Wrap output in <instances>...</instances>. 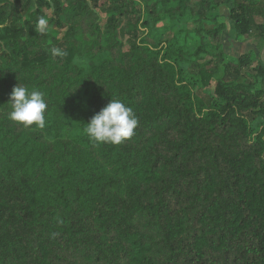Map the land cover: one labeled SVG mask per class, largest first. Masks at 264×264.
<instances>
[{
    "label": "trees",
    "instance_id": "trees-1",
    "mask_svg": "<svg viewBox=\"0 0 264 264\" xmlns=\"http://www.w3.org/2000/svg\"><path fill=\"white\" fill-rule=\"evenodd\" d=\"M232 25L262 49L264 0H0V264H264V65ZM111 99L138 126L93 144Z\"/></svg>",
    "mask_w": 264,
    "mask_h": 264
},
{
    "label": "clouds",
    "instance_id": "clouds-1",
    "mask_svg": "<svg viewBox=\"0 0 264 264\" xmlns=\"http://www.w3.org/2000/svg\"><path fill=\"white\" fill-rule=\"evenodd\" d=\"M48 29V21L44 17L38 19L36 31L39 34H45ZM51 53L54 56L64 57L66 52L59 48H52ZM9 104L12 111L9 113V119L24 128H30L35 125L38 129L45 128V111L47 104L43 99V94L39 91L28 90L21 86H15L10 94ZM138 126V118L133 109L126 107L119 100L111 101L96 113L84 132L93 144H112L120 145L125 141H130L134 136L135 129Z\"/></svg>",
    "mask_w": 264,
    "mask_h": 264
},
{
    "label": "crops",
    "instance_id": "crops-1",
    "mask_svg": "<svg viewBox=\"0 0 264 264\" xmlns=\"http://www.w3.org/2000/svg\"><path fill=\"white\" fill-rule=\"evenodd\" d=\"M232 30L233 31L231 33L233 34V37L228 38V40H226L227 38L225 37V49L230 50L229 53L233 55H238L244 52L252 51L256 59L262 62V64L264 65V47L262 49H258L255 42H253L252 39L245 41L242 39H238L234 32L233 25H232ZM228 41H230L229 46L227 44ZM234 50L239 53L238 54L233 53Z\"/></svg>",
    "mask_w": 264,
    "mask_h": 264
},
{
    "label": "rangeland",
    "instance_id": "rangeland-1",
    "mask_svg": "<svg viewBox=\"0 0 264 264\" xmlns=\"http://www.w3.org/2000/svg\"><path fill=\"white\" fill-rule=\"evenodd\" d=\"M230 25H231V24H230ZM230 27H231V26H230ZM230 31H231V30H230ZM228 33H229V32H228ZM228 33L226 34V35H227V36H226V38H227L226 40H228V38H230V37H231V38L233 37V34H232L231 32H230L229 34H228ZM229 42H230V41L227 42L228 46H229ZM232 50H233V49H232ZM226 51L229 52L230 50L227 49ZM233 53L238 54L239 52H237V51L234 50Z\"/></svg>",
    "mask_w": 264,
    "mask_h": 264
}]
</instances>
